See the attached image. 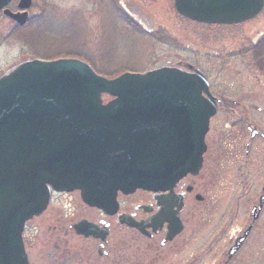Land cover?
Listing matches in <instances>:
<instances>
[{
  "label": "water",
  "instance_id": "water-1",
  "mask_svg": "<svg viewBox=\"0 0 264 264\" xmlns=\"http://www.w3.org/2000/svg\"><path fill=\"white\" fill-rule=\"evenodd\" d=\"M11 1L0 0V10ZM31 5L19 0L20 11L4 14L23 26ZM174 6L200 23L238 24L257 16L264 0ZM216 110L198 69L109 79L80 59L59 58L27 60L1 76L0 264H28L25 223L46 209L52 191H79L89 206L113 213L119 192L172 190L197 174Z\"/></svg>",
  "mask_w": 264,
  "mask_h": 264
},
{
  "label": "rangeland",
  "instance_id": "rangeland-1",
  "mask_svg": "<svg viewBox=\"0 0 264 264\" xmlns=\"http://www.w3.org/2000/svg\"><path fill=\"white\" fill-rule=\"evenodd\" d=\"M18 1L12 3L14 10ZM28 12L26 23L16 29L10 18L0 14V76L35 58H78L109 79L127 71L192 66L211 80L212 93L224 98V111H237L220 113L211 122L212 147L202 174L206 177L197 180L207 202L189 199L193 217L182 236L185 246L179 257L156 263V257L127 259L129 264H223L222 257L203 256L212 242L210 233L226 224L244 223L257 201L255 187L264 182V139L258 137L255 149L246 156L250 132L240 122L253 120L264 129V9L255 18L233 25L187 19L176 11L174 0H32ZM231 100H243L246 109L235 107ZM66 193L56 195L50 208L69 204L78 211L90 210L79 191ZM37 221L27 223L32 226ZM38 227L30 232L37 234ZM255 233L243 252L247 256L236 257L233 264H264V221Z\"/></svg>",
  "mask_w": 264,
  "mask_h": 264
},
{
  "label": "flooded vegetation",
  "instance_id": "flooded-vegetation-1",
  "mask_svg": "<svg viewBox=\"0 0 264 264\" xmlns=\"http://www.w3.org/2000/svg\"><path fill=\"white\" fill-rule=\"evenodd\" d=\"M14 1L12 0L6 8L15 13L18 12V3L17 10H14L12 5ZM0 14L5 15L4 10H1ZM11 20L14 28H18L17 21ZM209 81L211 89V80ZM214 96L217 111L210 121L205 138L206 150L203 154L202 167L197 174H187L172 190L154 192L140 189L131 194L119 193L117 210L113 213L88 205L90 210L79 211L69 204L51 208L48 206L41 215L32 219L39 221L32 226H29V223L25 226L23 242L28 264H115L116 262L129 264L127 260L129 257H156L157 260L154 261L156 263L168 257H179L180 248L185 246L182 236L188 233L187 224L193 217L189 199L196 204L207 202L205 189H199L197 180H204L206 177L202 174L212 147V143L209 142V135L212 132L211 122L220 113L222 115L237 113L234 108L224 111V98ZM242 101L231 100V104L246 109ZM240 122L246 123L245 127L250 132L245 151L246 156H249L250 151L255 149L253 143L258 137L264 139V129L253 120L246 121L241 118ZM255 189L257 201L252 203L247 213V220L235 227L226 224L214 235L210 233L209 239L212 242L204 251V257H222L223 264H233L236 257L247 256L243 255V252L248 244L252 243L260 222L264 221V182ZM66 194L53 193L50 204L54 202L56 195ZM37 226H39L38 233H31L30 230L37 229ZM173 233L176 234L172 236ZM221 236L220 243H217L216 240ZM38 245H40L39 250L35 252ZM261 251L264 253L263 248ZM258 254L254 253V257H259Z\"/></svg>",
  "mask_w": 264,
  "mask_h": 264
}]
</instances>
